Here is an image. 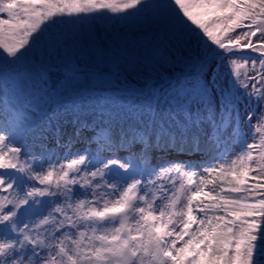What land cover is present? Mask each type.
Segmentation results:
<instances>
[{"label": "snow or ice", "instance_id": "snow-or-ice-1", "mask_svg": "<svg viewBox=\"0 0 264 264\" xmlns=\"http://www.w3.org/2000/svg\"><path fill=\"white\" fill-rule=\"evenodd\" d=\"M0 264H264V0H0Z\"/></svg>", "mask_w": 264, "mask_h": 264}]
</instances>
